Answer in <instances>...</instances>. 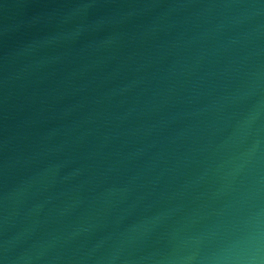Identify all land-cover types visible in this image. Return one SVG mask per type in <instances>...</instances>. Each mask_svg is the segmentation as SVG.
Wrapping results in <instances>:
<instances>
[{"label":"water","instance_id":"1","mask_svg":"<svg viewBox=\"0 0 264 264\" xmlns=\"http://www.w3.org/2000/svg\"><path fill=\"white\" fill-rule=\"evenodd\" d=\"M0 264H264V0H0Z\"/></svg>","mask_w":264,"mask_h":264}]
</instances>
